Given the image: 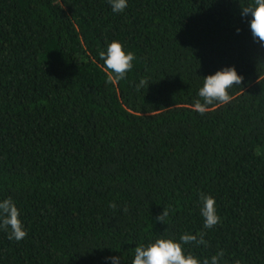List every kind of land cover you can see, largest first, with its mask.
Listing matches in <instances>:
<instances>
[{
  "label": "trees",
  "instance_id": "1",
  "mask_svg": "<svg viewBox=\"0 0 264 264\" xmlns=\"http://www.w3.org/2000/svg\"><path fill=\"white\" fill-rule=\"evenodd\" d=\"M252 3L0 0V202L27 232L0 228V264H132L137 246L201 233L206 244L182 245L201 264L220 252L219 264H264V47L241 16ZM113 40L136 57L118 83L100 58ZM228 67L243 77L231 102L199 114L203 79ZM201 194L216 202L211 229Z\"/></svg>",
  "mask_w": 264,
  "mask_h": 264
},
{
  "label": "clouds",
  "instance_id": "2",
  "mask_svg": "<svg viewBox=\"0 0 264 264\" xmlns=\"http://www.w3.org/2000/svg\"><path fill=\"white\" fill-rule=\"evenodd\" d=\"M113 12H123L127 7V0H109ZM251 15L249 27L254 40H258L264 47V0H253V3L241 8V16ZM100 58L104 61V67L114 75L109 76V80L117 83L126 77V74L133 68V60L136 58L134 53L125 52L120 42L113 40L107 45L106 52L100 53ZM243 77L239 76L232 67L217 71L214 75H209L203 79V86L199 89V99L194 101L193 108L199 114L208 111L209 106L219 103L225 105L231 102L232 97L228 89L241 84ZM147 81L141 79L138 88L145 86ZM148 86V85H147ZM202 208L200 214L204 219V228L211 229L219 223L220 218L216 214L215 200L211 196L201 194ZM109 207L115 208L114 203ZM19 210L11 198L0 202V228L9 230V239L20 241L26 237L27 232L19 219ZM169 215L168 210H163L157 216L158 222L165 223ZM195 243L198 245L206 244L203 233L199 239L195 235L184 234L180 237V242L171 239H157L147 246L140 245L134 249V259L132 264H201L196 257L191 254L185 255L182 245ZM223 252L205 259L203 264H219ZM112 264H120L119 257H110Z\"/></svg>",
  "mask_w": 264,
  "mask_h": 264
}]
</instances>
